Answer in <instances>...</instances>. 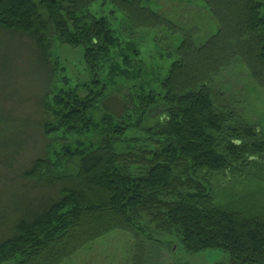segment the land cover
Segmentation results:
<instances>
[{"label": "trees", "instance_id": "16d2710c", "mask_svg": "<svg viewBox=\"0 0 264 264\" xmlns=\"http://www.w3.org/2000/svg\"><path fill=\"white\" fill-rule=\"evenodd\" d=\"M97 1L124 14L133 32L173 27L146 5L149 0H0V32L15 42L25 37L49 77L56 74L49 66L54 39L81 49L90 75L83 94L63 89L39 99L43 119L36 127L51 142L20 179L60 187L48 198L14 195L26 207L0 215V229L9 225L8 236L0 238V264H64L114 231L130 233L140 247L145 238L150 250L161 235L189 253L219 251L229 264H264V134L245 125L214 84L236 61L264 84V3L205 0L218 32L201 46L184 40L165 77L157 85L141 84L117 114L101 105L109 85L138 78V50L133 44L122 48L108 19L90 13ZM100 106L104 114L96 121ZM30 125L1 107L0 155L6 162L24 144ZM95 133L98 144L77 142L50 153L59 136ZM76 159L74 174L56 173L69 171ZM248 181L256 188L227 204L216 200V189ZM146 259L135 264L151 261Z\"/></svg>", "mask_w": 264, "mask_h": 264}, {"label": "rangeland", "instance_id": "374dc122", "mask_svg": "<svg viewBox=\"0 0 264 264\" xmlns=\"http://www.w3.org/2000/svg\"><path fill=\"white\" fill-rule=\"evenodd\" d=\"M256 1L264 3V0ZM146 5L174 28L165 25L133 32L127 25L124 14L117 11L113 5L108 3L103 5L97 1L90 7L93 16L108 19L111 28L124 46L122 48L133 44L138 50V56L134 60L138 78L119 79L115 84L109 85V91L101 105L110 111H116L117 114L122 111L124 101L141 91V84L146 85L154 80L153 85H157V82L165 77L172 63L178 60V48L184 40L201 46L218 32L217 21L205 0H149ZM16 40L17 42L12 41L6 32H0V109L3 106L7 107L13 116L29 120L32 127H28L24 132L25 142L17 153L9 156L10 161L6 162L0 155V215L8 210L16 213L26 207L24 202L14 196L19 191L31 198H48L56 195L60 186L55 189L34 187L33 183L20 179L22 172L29 168L33 160L44 157L46 145L51 142L45 139L41 130L36 127L43 119L39 99L48 92L55 94L63 89L78 88L83 94L85 89L82 87L90 86V75L86 71L81 49L64 46L56 39L51 42L49 57L53 64L49 66L55 69L56 73L53 79L46 73L44 59L40 55H32L31 49L26 48L30 42L23 36L16 37ZM214 84L215 91L222 95L227 107L238 115L245 125L254 127L264 134V84H256L240 61L221 71L214 79ZM101 106L93 114L96 121L104 114ZM135 136L137 138V135ZM57 138L51 144L54 146L50 151L52 155L54 150L58 153L59 148L65 145L76 148L77 142L83 143V147L100 142L98 133L86 137ZM141 145L135 146L138 148ZM118 148L124 149L121 146ZM52 155L50 158H53ZM77 160L71 164L72 168L69 171L60 169L56 173L74 174ZM8 186L13 187L5 191ZM254 188L256 184L253 182L250 184L249 181L245 185L230 184L226 189H216V200L221 204H227L236 194ZM8 227L7 224L0 229V238L8 236ZM143 239V247H140L130 233L114 231L85 246L64 264H135L137 259L146 258L151 259L148 264H229V258L223 252L189 253L175 239L161 235L154 236L159 242L155 245L156 248L150 250L146 246L149 241Z\"/></svg>", "mask_w": 264, "mask_h": 264}]
</instances>
